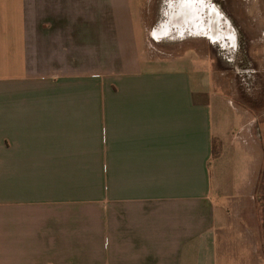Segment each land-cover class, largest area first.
Returning <instances> with one entry per match:
<instances>
[{
    "label": "crops",
    "instance_id": "0c3cea01",
    "mask_svg": "<svg viewBox=\"0 0 264 264\" xmlns=\"http://www.w3.org/2000/svg\"><path fill=\"white\" fill-rule=\"evenodd\" d=\"M139 1L0 0V264H264L255 117Z\"/></svg>",
    "mask_w": 264,
    "mask_h": 264
},
{
    "label": "rangeland",
    "instance_id": "374dc122",
    "mask_svg": "<svg viewBox=\"0 0 264 264\" xmlns=\"http://www.w3.org/2000/svg\"><path fill=\"white\" fill-rule=\"evenodd\" d=\"M150 1L153 8L138 9L140 26L144 34L143 47L148 51L152 50V53L169 57L183 55L186 50L191 49H195L203 57H209L200 63L211 65L212 62L215 81L224 94L219 98L223 102L216 112L218 118L227 122L242 109L250 111L255 117L252 133L261 142L262 150L258 174L254 178V199L258 218L256 230L260 229V234L257 235L259 250L264 255V19L259 18L264 13V0L261 2L254 0L256 9L253 10L247 9L250 4L248 0H223L221 2L223 9L213 7L222 22L228 21L227 18L234 22V25L230 26L217 25L219 36L216 42H211L205 37L185 41H177L176 38L166 41L155 40L159 26L157 23L163 22V17L167 18L173 6H170L172 7L170 9L162 8L160 0H140L139 4L140 6L150 4ZM259 4L260 10L257 8ZM202 7L205 9L203 12H206L208 7L205 8L203 5ZM205 17L208 19L209 16L205 14ZM160 31L164 32L162 29ZM169 31L170 28L165 29V32ZM244 160L251 162L253 157L249 155Z\"/></svg>",
    "mask_w": 264,
    "mask_h": 264
},
{
    "label": "flooded vegetation",
    "instance_id": "af4514ba",
    "mask_svg": "<svg viewBox=\"0 0 264 264\" xmlns=\"http://www.w3.org/2000/svg\"><path fill=\"white\" fill-rule=\"evenodd\" d=\"M195 2H198L200 6H205V7H215V8H224L223 4L221 2H223V0H194ZM179 2V3H178ZM183 2V1H182ZM181 3V0H167L165 2H163V6L166 9H170V6H173L174 9L176 8V10H178V5ZM214 9V8H213ZM185 14L186 12L183 11L181 13V20H179V24L176 26H171L170 27V31L169 32H163L160 31L161 29L163 30V26H158L157 27V32L156 35L157 37L161 36L160 41H166L172 38H176L177 41H185V40H190V39H201V38H207L209 39V41L211 42H216L217 38H210L209 37V33H210V29L208 28V19H206V17L204 15H200L198 12L196 13L197 18L199 17V22L196 20L195 24H192V22H188L185 18ZM204 16V17H203ZM203 19V21H201V19ZM178 19H180V17H178ZM178 19L172 15H170V13L166 16L163 17V22L169 23L170 25H175V21ZM196 19V18H195ZM228 21L225 20V22H220L216 24V25H220V24H224V25H234L233 20L231 21L229 18H227ZM201 22V23H200ZM218 22V20H217ZM196 27H195V26ZM202 28V29H201ZM218 29V26H217ZM172 30V31H171ZM225 32V31H224ZM165 34V35H164Z\"/></svg>",
    "mask_w": 264,
    "mask_h": 264
},
{
    "label": "bare ground",
    "instance_id": "6f19581e",
    "mask_svg": "<svg viewBox=\"0 0 264 264\" xmlns=\"http://www.w3.org/2000/svg\"><path fill=\"white\" fill-rule=\"evenodd\" d=\"M196 6L200 7L199 3H195L194 0H192V1L191 0H181V3L178 5V11H179L178 14H180V15H178V16L176 15V16L180 17L179 20H181V18H182L181 17V13L183 11H185L186 12V14H185L186 20L188 22H192V24H195L196 20L199 22V17L197 18V16H196V13H197V10H195ZM205 8H207V7H205ZM213 10H214L213 7L210 6V7L207 8V11L206 12H202V14H204V16L206 14V15H208L210 17L209 24H208V26H209L208 28L210 29L209 30L210 31L209 37L210 38L211 37L212 38H217L219 36L218 32H217V25H216L217 24V18H216V15H214V13H212ZM195 17H196V19H194ZM178 21L176 20L174 24L178 25L179 24Z\"/></svg>",
    "mask_w": 264,
    "mask_h": 264
},
{
    "label": "water",
    "instance_id": "95a60500",
    "mask_svg": "<svg viewBox=\"0 0 264 264\" xmlns=\"http://www.w3.org/2000/svg\"><path fill=\"white\" fill-rule=\"evenodd\" d=\"M198 8V9H197ZM195 10H197V12L200 14V15H202V12L203 11H205V9L203 10V7L202 6H200V7H195ZM179 13V11L178 10H176V8L174 9H172L171 10V13H170V15H172V16H174V17H176L177 19H178V15H180V14H178ZM212 13H214V15H216V18H217V20L219 19V15H218V13H217V11L214 9L213 11H212ZM177 15V16H176ZM204 15V14H203ZM197 16V15H196ZM218 16V17H217ZM196 18V17H195ZM194 18V19H195ZM200 19H201V17H200ZM206 19H207V17H206ZM209 19H210V17H208V24H209ZM179 20V19H178ZM220 20V22L222 23V21H221V19H219ZM201 21H203V19H201ZM178 23H179V21H178ZM219 23V21L217 22V24ZM171 26H176V25H170V22L169 23H165L164 25H163V30H164V33H165V29H168V28H170Z\"/></svg>",
    "mask_w": 264,
    "mask_h": 264
},
{
    "label": "trees",
    "instance_id": "16d2710c",
    "mask_svg": "<svg viewBox=\"0 0 264 264\" xmlns=\"http://www.w3.org/2000/svg\"><path fill=\"white\" fill-rule=\"evenodd\" d=\"M215 143V142H214ZM212 144V157H216L218 156L219 152H220V148L218 145Z\"/></svg>",
    "mask_w": 264,
    "mask_h": 264
}]
</instances>
